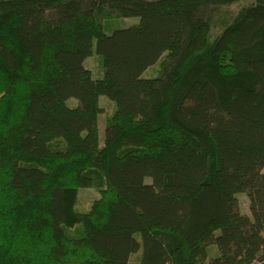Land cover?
Here are the masks:
<instances>
[{
  "label": "trees",
  "instance_id": "16d2710c",
  "mask_svg": "<svg viewBox=\"0 0 264 264\" xmlns=\"http://www.w3.org/2000/svg\"><path fill=\"white\" fill-rule=\"evenodd\" d=\"M238 1L0 0V264H264V0Z\"/></svg>",
  "mask_w": 264,
  "mask_h": 264
},
{
  "label": "rangeland",
  "instance_id": "374dc122",
  "mask_svg": "<svg viewBox=\"0 0 264 264\" xmlns=\"http://www.w3.org/2000/svg\"><path fill=\"white\" fill-rule=\"evenodd\" d=\"M250 0H240L237 3H234L227 8L224 9L225 12H235L239 9V7L247 4ZM218 17V16H217ZM138 21V18L135 16H129V17H117L114 16L109 20H104L103 29L105 33H110L115 28H124L127 27L135 22ZM220 24L218 22V18H214V21L212 23L211 33L215 34V32L219 29ZM165 59V55L163 54L160 59L153 65L149 66L144 70L142 73L143 77H154L157 76L160 72L161 64L163 60ZM84 67L90 70L91 76L94 79H99L103 75V69H102V62L101 57L96 54L94 51V46L92 47V53L87 56L83 61ZM98 103L101 107V112L98 114L97 117V135H98V142L101 145L103 141V130L104 125L109 120V117L111 116L113 110L115 109V103L110 98L100 95L98 97ZM66 104L68 106L74 107L78 104V100L76 98L70 97L67 99ZM56 144L58 146L60 143L58 140H55L53 144ZM58 143V144H57ZM264 171V167L262 169ZM148 181L149 179L146 178ZM104 186L103 179L101 175L97 173H93V182L91 185L83 188H79L77 191V199L75 203V208L78 211L85 212L89 209L91 203L93 200L99 197V189ZM236 197L238 198V204H239V210L242 213L248 214V198L245 195V193H237ZM80 229V225H76L73 228H70L67 230L68 234L70 235H76ZM140 251H137L133 253L130 256V261L135 262L137 258L139 257ZM217 254V248L215 245H210L208 247V257H213Z\"/></svg>",
  "mask_w": 264,
  "mask_h": 264
}]
</instances>
